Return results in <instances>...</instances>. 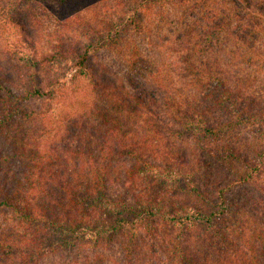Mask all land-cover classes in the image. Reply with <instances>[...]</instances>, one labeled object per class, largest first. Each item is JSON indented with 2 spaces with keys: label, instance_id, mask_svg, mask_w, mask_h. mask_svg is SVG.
<instances>
[{
  "label": "trees",
  "instance_id": "obj_1",
  "mask_svg": "<svg viewBox=\"0 0 264 264\" xmlns=\"http://www.w3.org/2000/svg\"><path fill=\"white\" fill-rule=\"evenodd\" d=\"M162 1L139 0L136 10L146 11L147 3ZM50 2L58 22L46 46L41 45L39 34L29 31L34 21L27 18V10L19 11L22 4L8 13L11 22L6 24L14 34L6 35L8 44H0V136L6 140L0 149V215L5 224L0 230V264H37L41 256L58 251L66 254L63 264H80L68 260L67 254L93 238H120L125 255L134 256L138 238L156 236L163 227L177 231L179 237L200 231L220 245L226 244V235L236 234L246 246L235 248L232 241L234 249L219 264H264V197L254 190L255 178L264 170V111L252 112L255 104L249 98L224 79L213 83L206 76L199 81L207 82L206 91L201 105L195 107L179 110L178 103L162 95L161 86L136 76L127 77L124 92L128 97L124 98L115 79L93 63L97 52L116 45L123 18L136 10L112 6L104 9L101 20L86 19L95 13L94 0ZM75 34L86 41L77 40L79 45L71 46ZM71 94L76 98L73 103L69 100L67 108L64 101ZM239 96L244 98L239 101ZM31 101L38 106L31 108ZM102 101L119 109L128 104L134 107L132 113L142 111L147 116L161 103L163 108L170 107L176 114L172 124L197 149L195 163L187 167L164 160L159 150L141 143L137 136H127L122 130L126 127L116 129L113 120L104 118L102 124L111 127L98 145L100 164L78 143L71 148L64 132L66 118L77 117L80 108L92 110ZM208 102L220 113L218 117H208ZM102 115L98 111L97 117ZM31 122L37 126L30 135L9 131ZM247 128L261 139L257 151L251 143L245 149L229 143L233 132ZM81 154H86L87 163ZM71 156H79L80 163ZM121 158L128 164L122 174L128 192L111 198L106 186L117 173L109 167ZM231 165L233 173L227 168ZM151 190L157 191L155 198ZM169 196L185 201L170 207L166 205ZM173 252L178 259L183 256L176 249ZM182 260L196 264L187 257Z\"/></svg>",
  "mask_w": 264,
  "mask_h": 264
},
{
  "label": "rangeland",
  "instance_id": "obj_2",
  "mask_svg": "<svg viewBox=\"0 0 264 264\" xmlns=\"http://www.w3.org/2000/svg\"><path fill=\"white\" fill-rule=\"evenodd\" d=\"M138 1L94 0L95 13L85 18L101 20L104 9L107 11L112 6H116L118 10L124 7L136 10ZM16 4H22L19 11H28L27 18L34 21V29L29 31L39 34L41 45L46 46L54 37L58 22L57 14L49 6L52 5L50 0L47 2L0 0V44H8L6 35L11 37L14 34V30L11 31L10 25L6 23L11 22L8 13ZM126 15L128 14L124 13V16ZM123 17L121 16V19ZM60 22L63 23L62 20ZM122 22V30L116 45L110 50L97 52L93 64L100 70H107L106 72L119 85L124 98L128 97L124 92L127 77L136 76L161 86L162 95L168 98V102L178 103L179 110L187 106L195 107L201 105V97L206 91L207 82L204 81L202 84L199 82L201 76H206L213 83L217 78L224 79L235 91L249 98V101L255 104L252 112L264 111V0H163L153 5L147 3L146 11L136 10L135 14L130 11ZM77 40L86 41L84 37L79 38V34H75L68 41L71 46H75L79 45ZM5 49H8L7 46ZM11 60L14 61L12 58ZM152 86L147 87L152 90L154 89ZM72 95L65 98L67 108L69 102L73 103L76 98ZM242 97L239 96V101ZM37 106V102L31 101V108ZM208 106L206 114L209 118L220 115L212 109L210 102ZM97 107L99 108L96 109ZM97 107L92 110L80 108L75 112L77 117L66 118L68 122L64 123L66 125L64 132L69 137L71 148H75L78 143L84 153L91 151L97 164H100L101 160L97 158L98 145L104 131L111 127L102 124L103 118L113 120L116 129L126 127L122 130L127 136L128 134L132 137L137 136L141 143H148L153 149L159 150L164 160L170 158L175 163H186L187 167L195 163L194 155L197 149L189 138L182 135L179 127L172 124V115L176 114L170 107L163 108L161 103L159 107L161 109L153 108L151 110L153 114L150 116L142 111L132 113L131 109L134 107L131 108L128 104L124 109H119V105L102 101ZM98 111L103 114L99 118ZM154 113L157 114V118ZM36 126L37 123H25L17 130L13 129V126L9 131L13 134L18 131V135L19 133L30 135V132L36 130ZM231 135L229 143L233 146L245 149L247 143H251L252 149L256 151L260 149L261 139L249 128L236 130ZM5 142L6 140L0 136V149L4 147ZM62 149L66 150L65 147ZM84 155L86 154L80 156L87 163ZM71 157L76 163H80L79 156ZM126 165L128 164L121 158L109 167L118 174L115 176L113 174L106 186L111 198L128 192L124 188L122 177ZM182 167L185 168L184 165ZM227 168L229 173L231 171L233 173L234 166ZM255 181L257 187V189L254 187L255 192L264 197V170ZM151 192L154 198L158 195L157 191ZM166 200V205L173 204L172 207H177V204L181 205L185 201L171 196L166 197ZM248 204L253 205L249 202ZM2 219L0 215V230L5 227V224H1ZM254 219L258 221V218ZM249 232L241 235L246 236ZM157 234L156 236L143 234L138 238L134 256L125 255L120 238L113 241L104 239L95 241L93 238V242L82 243L75 251L67 254L68 260L72 259L80 264H183L180 261L187 257L196 264H219L231 249H234L232 241L235 242V248L239 245L242 248L246 246L239 241L240 236L237 238V235L232 233L226 235V244L221 245L212 242L214 238L210 235L195 230H190L179 237L177 231L163 227ZM89 239L90 236L87 240ZM174 249L183 255L180 259L174 255ZM65 256L62 251L50 253L41 256L37 264H63Z\"/></svg>",
  "mask_w": 264,
  "mask_h": 264
}]
</instances>
